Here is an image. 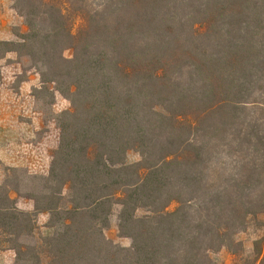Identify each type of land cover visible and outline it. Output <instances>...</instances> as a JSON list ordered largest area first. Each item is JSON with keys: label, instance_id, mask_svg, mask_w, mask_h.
Listing matches in <instances>:
<instances>
[{"label": "trees", "instance_id": "1", "mask_svg": "<svg viewBox=\"0 0 264 264\" xmlns=\"http://www.w3.org/2000/svg\"><path fill=\"white\" fill-rule=\"evenodd\" d=\"M16 10L28 31L0 40V59L16 53L70 108L54 117L48 175L0 186L14 264L240 257L236 236L251 221L264 230V0H17ZM114 206L129 247L106 237ZM239 264H264V238Z\"/></svg>", "mask_w": 264, "mask_h": 264}, {"label": "rangeland", "instance_id": "2", "mask_svg": "<svg viewBox=\"0 0 264 264\" xmlns=\"http://www.w3.org/2000/svg\"><path fill=\"white\" fill-rule=\"evenodd\" d=\"M0 1L5 3L4 14L7 20L6 26L0 28V40L16 41L27 33L28 27L24 18L16 10L17 0ZM81 25V19L75 17L73 33H77ZM64 56L71 59L73 50L66 49ZM23 81L29 82L23 85H27L26 90L21 85ZM0 82V94L16 98L12 102V106L16 110L27 111V114L30 115L29 117L23 116L22 113L21 116H18V121L23 128L18 130L19 143L17 149H0V186L10 189L15 186V177L18 178L19 175H48L53 159L52 154L58 148L60 141V129L56 125L54 117L69 109L70 101L55 90L54 84L45 85V89L37 70L25 67L14 52L0 59ZM27 124L33 125L30 131H25ZM129 160L138 161L139 155L131 153ZM11 196L20 205L23 202L34 203L32 199L19 197L13 191ZM176 206L177 204H172L169 210H174ZM119 210V206H114L110 226L105 234L111 241L129 247L131 239L119 236L117 226ZM142 213L143 211L139 212L140 215ZM48 218L45 214L37 215L36 222L39 233L47 231L45 223ZM262 238H264L263 228L258 224V221H251L248 228L236 236V239L243 245L241 256H235L223 248L210 254L212 264H239L241 258H253L254 242ZM5 239V235L0 230V254L7 255L0 264H14L15 252L6 249ZM11 255H13L12 259Z\"/></svg>", "mask_w": 264, "mask_h": 264}, {"label": "crops", "instance_id": "3", "mask_svg": "<svg viewBox=\"0 0 264 264\" xmlns=\"http://www.w3.org/2000/svg\"><path fill=\"white\" fill-rule=\"evenodd\" d=\"M4 6H5V3L3 1H0V28L5 27L7 24V20L4 14L5 13ZM27 83L29 82L23 81L21 82V85L23 86L24 84H27ZM24 88L26 90L28 88L27 85L23 86V89ZM14 100H16V98L10 95L3 96L0 94V149H6V148L17 149L18 143H19L18 130L23 128L22 125L18 121L19 119L18 116H21L22 113H23V116H28V117L30 116L27 114V111L24 112V110L22 111L20 109L16 110L12 106V102H14ZM32 126L33 125H30V124L25 125V131H30ZM17 207L21 210L28 211V212H33L35 209L34 203L30 204L28 202H23L21 205L19 202H17ZM41 214L43 215L45 214L47 218L49 216V214L47 213H41ZM48 220L49 218L47 219L45 225L47 224ZM6 257L7 255L0 254V262L2 259ZM12 258H13V255H11V259ZM5 260H8V259H5Z\"/></svg>", "mask_w": 264, "mask_h": 264}]
</instances>
